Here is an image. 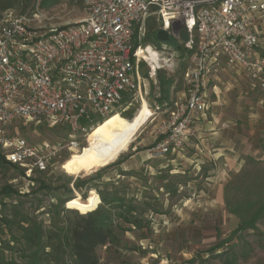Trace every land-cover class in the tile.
<instances>
[{
	"label": "rangeland",
	"instance_id": "374dc122",
	"mask_svg": "<svg viewBox=\"0 0 264 264\" xmlns=\"http://www.w3.org/2000/svg\"><path fill=\"white\" fill-rule=\"evenodd\" d=\"M6 2L0 0L1 5ZM28 2L0 10V21L8 12L28 18L37 14L39 22L31 25L47 29L74 23L85 16L82 0H48L44 7L40 6L42 0ZM159 28L155 17H149L142 44L161 48V42L155 35ZM259 30L260 46L264 48V23H260ZM184 38L183 35L178 38L170 35L165 42L169 48L162 53L161 69L151 77L149 68L141 65L140 90L132 96L123 95V98L130 99L121 101L114 115L131 121L143 104L150 114L126 150L114 160L97 163L92 153L89 156L85 154L103 123L78 139L80 144L75 148L69 145L72 137L66 126L50 125L45 121L15 122L9 128L10 136L21 137L36 148L44 143L48 146L41 151L46 168L40 172L31 161L25 166L11 165L0 150V158L6 162L0 164V189L11 186L17 191L7 198L0 195V199L3 198L6 204L21 202L28 214L47 225L50 218L46 214L48 205L55 201L51 199V193L30 192L37 188L36 180L53 187L65 186L56 193L60 198L83 200L82 195L88 197L91 190L75 189L74 182L87 180L99 172L101 177L95 184L100 189L107 184L109 190L133 207H125L129 215L141 222L138 227L126 222L122 212L114 215L119 245L107 244L97 248L100 264H225L216 257L223 251L231 252L228 257H235L234 264H264V218L256 222L255 230L234 234L240 221L238 214L243 216V204L264 194V155L261 159L251 157V160L247 156L238 171L225 173H222L225 169L222 162L209 159L208 154L198 153L195 146L198 142L192 140L164 158L147 157V150L159 141L158 132L174 104L185 97L183 73L188 54L182 47ZM262 93L254 89L248 97L263 99ZM206 95V112H210L213 97L207 88ZM259 129L261 140H264V123ZM261 150L264 154V141L261 142ZM134 154L136 156L131 158ZM96 193L93 189V196ZM38 201L40 209L36 211ZM88 204L91 207L98 201L92 199ZM66 206H71V203ZM87 210L88 206H80L78 211L83 214ZM8 235L7 232L0 234V239H6ZM242 252L247 256L243 257Z\"/></svg>",
	"mask_w": 264,
	"mask_h": 264
},
{
	"label": "built area",
	"instance_id": "2783aa9c",
	"mask_svg": "<svg viewBox=\"0 0 264 264\" xmlns=\"http://www.w3.org/2000/svg\"><path fill=\"white\" fill-rule=\"evenodd\" d=\"M85 16L61 27L43 28L39 16L5 13L0 21V150L7 163L38 171L46 168L47 149L10 136L17 121L63 125L72 140L87 136L115 113L124 94L140 90V66L155 76L161 48L142 44L146 21L154 16L169 37L183 35L188 61L185 97L174 104L150 147L148 157L180 150L191 128L206 112V88L222 63L242 71L252 88L264 93V54L260 23L264 0H82ZM155 57L156 63L150 58Z\"/></svg>",
	"mask_w": 264,
	"mask_h": 264
},
{
	"label": "trees",
	"instance_id": "16d2710c",
	"mask_svg": "<svg viewBox=\"0 0 264 264\" xmlns=\"http://www.w3.org/2000/svg\"><path fill=\"white\" fill-rule=\"evenodd\" d=\"M47 1L42 0L40 6H46ZM28 3V0H7L4 5L0 4V10ZM129 99L123 98L122 101L128 102ZM102 121L98 120L99 125ZM4 162L0 158V164ZM100 177V173L96 172L94 177L87 180L77 179L74 182L75 189L91 190L88 197L82 195L83 200L60 198L56 193L65 186L53 187L44 181L36 180L38 186L30 192L51 193V199L55 201L48 205L46 214L50 218L47 225L28 214L22 208L21 202L4 203L3 198L17 194V191L11 186H3L0 189V195L3 197L0 199V234L7 232L9 235L6 239H0V264H100L96 254L97 248L107 244L119 245V237L113 223L114 215L120 211L126 222L138 227L141 223L139 219L129 215V210L125 208L133 207L109 190L107 184H103L102 189L95 184ZM93 189L97 192L95 196L92 194ZM92 199L98 201V204L90 207L88 203ZM69 202L71 206H66ZM39 204L38 201L36 211L40 209ZM80 206H88L87 212L79 213ZM242 213L243 216L238 214L240 221L234 234L248 229L255 230L256 222L264 218V194L256 200L246 201L242 206ZM229 253L231 252L223 251L216 257L225 264H234L235 257H228ZM241 255L247 256L246 252Z\"/></svg>",
	"mask_w": 264,
	"mask_h": 264
},
{
	"label": "crops",
	"instance_id": "0c3cea01",
	"mask_svg": "<svg viewBox=\"0 0 264 264\" xmlns=\"http://www.w3.org/2000/svg\"><path fill=\"white\" fill-rule=\"evenodd\" d=\"M260 52L264 54L262 46ZM250 87L242 71L222 63L207 85L213 97L210 112L198 119L185 142H198L195 145L198 153L220 160L225 167L222 173L238 171L247 156L261 159L264 155L259 129L264 123V98H249L248 94L254 90Z\"/></svg>",
	"mask_w": 264,
	"mask_h": 264
},
{
	"label": "bare ground",
	"instance_id": "6f19581e",
	"mask_svg": "<svg viewBox=\"0 0 264 264\" xmlns=\"http://www.w3.org/2000/svg\"><path fill=\"white\" fill-rule=\"evenodd\" d=\"M150 58L156 63L152 54ZM149 114L145 104H143L139 114L131 121H126L117 114H111L102 121L103 124L85 149V154L89 156L92 153V157L97 163L106 159L114 160L126 150L138 129L146 122ZM98 125L99 123L92 129Z\"/></svg>",
	"mask_w": 264,
	"mask_h": 264
},
{
	"label": "water",
	"instance_id": "95a60500",
	"mask_svg": "<svg viewBox=\"0 0 264 264\" xmlns=\"http://www.w3.org/2000/svg\"><path fill=\"white\" fill-rule=\"evenodd\" d=\"M155 35H156L157 41L159 42H166L169 39L168 33L164 29H161V28H159L156 31Z\"/></svg>",
	"mask_w": 264,
	"mask_h": 264
}]
</instances>
